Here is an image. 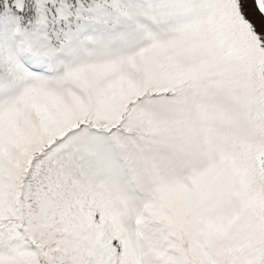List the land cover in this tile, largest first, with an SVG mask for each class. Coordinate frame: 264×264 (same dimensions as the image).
Here are the masks:
<instances>
[{
    "label": "snow or ice",
    "instance_id": "1",
    "mask_svg": "<svg viewBox=\"0 0 264 264\" xmlns=\"http://www.w3.org/2000/svg\"><path fill=\"white\" fill-rule=\"evenodd\" d=\"M0 264H264V0H0Z\"/></svg>",
    "mask_w": 264,
    "mask_h": 264
},
{
    "label": "rangeland",
    "instance_id": "2",
    "mask_svg": "<svg viewBox=\"0 0 264 264\" xmlns=\"http://www.w3.org/2000/svg\"><path fill=\"white\" fill-rule=\"evenodd\" d=\"M253 9H254V5H252Z\"/></svg>",
    "mask_w": 264,
    "mask_h": 264
}]
</instances>
